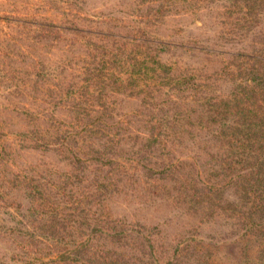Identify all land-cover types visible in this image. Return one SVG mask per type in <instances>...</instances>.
<instances>
[{"label":"rangeland","instance_id":"1","mask_svg":"<svg viewBox=\"0 0 264 264\" xmlns=\"http://www.w3.org/2000/svg\"><path fill=\"white\" fill-rule=\"evenodd\" d=\"M0 264H264V0H0Z\"/></svg>","mask_w":264,"mask_h":264},{"label":"trees","instance_id":"2","mask_svg":"<svg viewBox=\"0 0 264 264\" xmlns=\"http://www.w3.org/2000/svg\"><path fill=\"white\" fill-rule=\"evenodd\" d=\"M45 263H47V262H45Z\"/></svg>","mask_w":264,"mask_h":264}]
</instances>
